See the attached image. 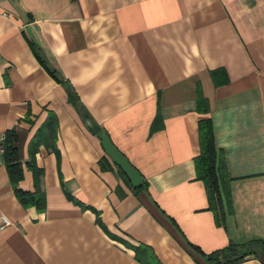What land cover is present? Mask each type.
I'll use <instances>...</instances> for the list:
<instances>
[{
  "label": "crops",
  "instance_id": "1",
  "mask_svg": "<svg viewBox=\"0 0 264 264\" xmlns=\"http://www.w3.org/2000/svg\"><path fill=\"white\" fill-rule=\"evenodd\" d=\"M208 119L230 178L222 226L194 164ZM12 129L24 191L38 141L43 212L14 195L2 150ZM0 214L11 223L0 264H207L190 246L210 255L264 241V0H0Z\"/></svg>",
  "mask_w": 264,
  "mask_h": 264
},
{
  "label": "trees",
  "instance_id": "2",
  "mask_svg": "<svg viewBox=\"0 0 264 264\" xmlns=\"http://www.w3.org/2000/svg\"><path fill=\"white\" fill-rule=\"evenodd\" d=\"M28 43L42 67L56 81L62 82L59 72L47 61L42 48L32 40H28ZM64 86L69 92L70 101L76 103L78 98L74 91L69 85H66V83ZM158 117L159 115H157L156 119H158ZM198 137L200 154L194 161L196 178L202 181L205 186L209 210L214 214L215 223L222 226L226 215L232 213V203L229 191L230 178L227 175L224 160L214 145V137L209 119L199 122ZM37 147L38 141H35L31 142L28 148L29 161L25 163V167L32 175L33 190L24 191L19 187V183L23 180L24 170L18 149L17 132L14 129L6 132L2 143L4 163L16 199L24 208L34 207L39 212H43L46 206L45 195L41 187L43 171L36 166L34 160ZM120 174L124 181L128 183L121 171ZM143 186L144 182H142L139 189ZM190 247L199 253L207 264H240L248 259H256L264 264V241L260 240H254L239 245L231 244L227 248L210 255H204L194 246ZM136 258L141 263L148 264L139 256L137 257V255Z\"/></svg>",
  "mask_w": 264,
  "mask_h": 264
},
{
  "label": "water",
  "instance_id": "3",
  "mask_svg": "<svg viewBox=\"0 0 264 264\" xmlns=\"http://www.w3.org/2000/svg\"><path fill=\"white\" fill-rule=\"evenodd\" d=\"M86 125L92 134L99 138L104 153L120 169L130 185L133 188H138L143 182L139 172L134 169L128 160L113 146L109 137L105 133L100 132L98 126L93 125L89 120H86Z\"/></svg>",
  "mask_w": 264,
  "mask_h": 264
},
{
  "label": "built area",
  "instance_id": "4",
  "mask_svg": "<svg viewBox=\"0 0 264 264\" xmlns=\"http://www.w3.org/2000/svg\"><path fill=\"white\" fill-rule=\"evenodd\" d=\"M10 225V221L4 215L0 214V231L4 230Z\"/></svg>",
  "mask_w": 264,
  "mask_h": 264
}]
</instances>
